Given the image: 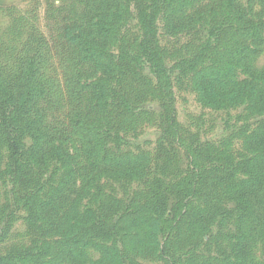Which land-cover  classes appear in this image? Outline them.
Segmentation results:
<instances>
[{"label": "rangeland", "instance_id": "1", "mask_svg": "<svg viewBox=\"0 0 264 264\" xmlns=\"http://www.w3.org/2000/svg\"><path fill=\"white\" fill-rule=\"evenodd\" d=\"M0 264H264V0H0Z\"/></svg>", "mask_w": 264, "mask_h": 264}]
</instances>
